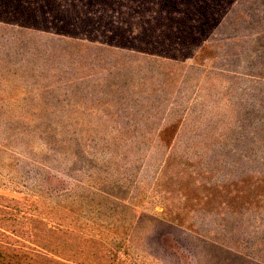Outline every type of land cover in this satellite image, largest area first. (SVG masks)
I'll return each mask as SVG.
<instances>
[{
  "label": "rangeland",
  "instance_id": "rangeland-1",
  "mask_svg": "<svg viewBox=\"0 0 264 264\" xmlns=\"http://www.w3.org/2000/svg\"><path fill=\"white\" fill-rule=\"evenodd\" d=\"M77 42L0 24V264H235L210 243L260 231L230 225L264 193L240 122L263 102L208 60Z\"/></svg>",
  "mask_w": 264,
  "mask_h": 264
},
{
  "label": "trees",
  "instance_id": "trees-1",
  "mask_svg": "<svg viewBox=\"0 0 264 264\" xmlns=\"http://www.w3.org/2000/svg\"><path fill=\"white\" fill-rule=\"evenodd\" d=\"M0 24L69 37L78 41L80 52L93 45L100 52L112 47L177 60L211 61L212 70L250 84L243 96H258L256 100L263 102L256 110L242 108L240 122L250 128L247 141L255 142L256 132L264 140V0H0ZM255 87L258 92L252 90ZM234 111L231 120L236 124L239 113ZM260 113L256 124L254 118ZM252 170L248 169V176ZM259 176L256 181L264 192V174ZM263 196L258 192L248 197L254 207L242 209L232 229H243L248 220L241 221L247 214L255 219L264 212ZM262 222L260 231L247 238L252 246L257 244L254 250L247 245L210 244L225 250L227 258L234 256L235 264H264V217Z\"/></svg>",
  "mask_w": 264,
  "mask_h": 264
}]
</instances>
